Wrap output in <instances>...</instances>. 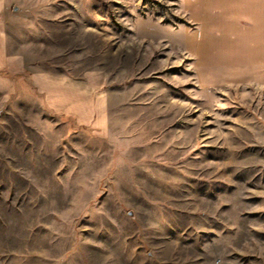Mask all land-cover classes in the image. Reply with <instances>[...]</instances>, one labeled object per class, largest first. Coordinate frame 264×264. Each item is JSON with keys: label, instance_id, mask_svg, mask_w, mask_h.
Wrapping results in <instances>:
<instances>
[{"label": "rangeland", "instance_id": "1", "mask_svg": "<svg viewBox=\"0 0 264 264\" xmlns=\"http://www.w3.org/2000/svg\"><path fill=\"white\" fill-rule=\"evenodd\" d=\"M39 1L0 62V264H264V0Z\"/></svg>", "mask_w": 264, "mask_h": 264}, {"label": "crops", "instance_id": "2", "mask_svg": "<svg viewBox=\"0 0 264 264\" xmlns=\"http://www.w3.org/2000/svg\"><path fill=\"white\" fill-rule=\"evenodd\" d=\"M232 0H220V2H231ZM27 0H0V62L1 56L5 53V39L8 36V30L11 28V24L14 21H18V14H15V10L18 7L27 6ZM41 0L39 1L40 6Z\"/></svg>", "mask_w": 264, "mask_h": 264}]
</instances>
